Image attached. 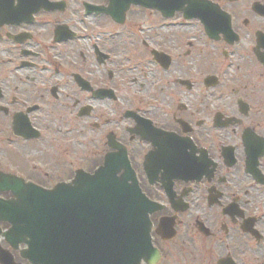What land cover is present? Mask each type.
Wrapping results in <instances>:
<instances>
[{"label":"flooded vegetation","instance_id":"obj_1","mask_svg":"<svg viewBox=\"0 0 264 264\" xmlns=\"http://www.w3.org/2000/svg\"><path fill=\"white\" fill-rule=\"evenodd\" d=\"M204 1L212 38L181 0H0V264H32L3 234L15 179L70 191L105 159L150 204L154 264H264V0Z\"/></svg>","mask_w":264,"mask_h":264},{"label":"water","instance_id":"obj_2","mask_svg":"<svg viewBox=\"0 0 264 264\" xmlns=\"http://www.w3.org/2000/svg\"><path fill=\"white\" fill-rule=\"evenodd\" d=\"M115 1V0H114ZM120 1V0H116ZM128 4H139L143 7L166 9L176 7L177 0H126ZM187 3L189 9L194 11L189 17L199 16L204 19L205 31L210 37L217 35V13L207 11L212 8L211 3L202 0H181ZM204 9L206 11L204 12ZM103 11L108 12V8ZM128 164V163H127ZM115 170L105 159L93 175L79 172L73 182L70 191L43 192L21 191L20 181L14 188L17 200L12 206V229L9 232L16 241H25L28 250L25 255L33 264H139L144 259L152 264L154 251L151 247L148 231L149 223L146 214V205L135 183L130 185L128 179H133L125 174L119 178ZM27 195H30L28 198ZM38 200H44V204ZM106 204V205H103ZM30 204V205H29ZM2 210L6 205L1 206ZM10 210V207H8ZM106 210L107 217L115 218L111 221H92L94 215L88 214L91 210L99 212ZM61 218L62 236L60 237L59 253L53 252L55 235L53 233L56 223L47 220L40 222L38 218ZM69 218H78V222L69 221ZM84 219V220H82ZM110 219V218H109ZM94 222L102 233L107 227H112V234L107 236L95 235L90 238L76 239L70 235L71 228L75 225H84L86 222ZM91 222V223H92ZM120 236L118 231V224ZM46 227V234L40 235L41 228ZM115 227V228H113ZM122 232V233H121ZM25 237L28 239L25 240ZM113 238V239H112ZM112 239V240H111ZM13 238H11V241ZM13 240V241H14ZM15 242V241H14ZM90 245L92 252L88 258L73 259L69 251L78 253L81 247ZM45 251V252H44ZM93 255V256H92ZM80 257V256H77ZM81 259V260H80ZM74 261V262H73ZM7 264V262L5 263Z\"/></svg>","mask_w":264,"mask_h":264}]
</instances>
